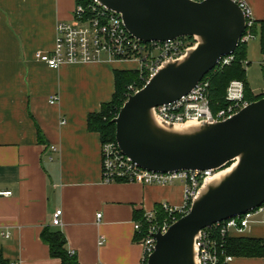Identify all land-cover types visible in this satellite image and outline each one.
Here are the masks:
<instances>
[{
    "label": "crops",
    "instance_id": "1",
    "mask_svg": "<svg viewBox=\"0 0 264 264\" xmlns=\"http://www.w3.org/2000/svg\"><path fill=\"white\" fill-rule=\"evenodd\" d=\"M244 1L259 41L254 51L245 44V62L260 68L264 79V0ZM74 7L75 0H0V191L11 192L0 196L1 264H61L41 240L44 228L64 234L79 264H141L135 215L183 203L180 183L102 181V144L98 133L88 131L87 116L111 100L114 72L138 65L99 62L52 70L36 61V52L52 49L56 24L73 20ZM53 96L57 101L50 104ZM57 209L61 225L52 226ZM230 235L264 241V211L243 233ZM229 264H264V257H233Z\"/></svg>",
    "mask_w": 264,
    "mask_h": 264
},
{
    "label": "water",
    "instance_id": "2",
    "mask_svg": "<svg viewBox=\"0 0 264 264\" xmlns=\"http://www.w3.org/2000/svg\"><path fill=\"white\" fill-rule=\"evenodd\" d=\"M97 2L119 14L140 41H194L128 96L112 123L122 154L144 170H211L216 176L235 166L217 183L211 184V177L203 182L189 212L165 233L154 235L155 246L147 258V264H199L195 241L203 229L264 203V98L223 121L190 125L188 133H182L185 124L160 121L155 108L188 94L218 60L235 51L245 16L232 0Z\"/></svg>",
    "mask_w": 264,
    "mask_h": 264
},
{
    "label": "built area",
    "instance_id": "3",
    "mask_svg": "<svg viewBox=\"0 0 264 264\" xmlns=\"http://www.w3.org/2000/svg\"><path fill=\"white\" fill-rule=\"evenodd\" d=\"M232 1L242 10L246 19V27L239 40V44L245 45L255 39L252 32L254 21L244 0ZM188 41L190 40L187 37H178L164 42L140 41L127 31L119 14L102 6L97 0H75L73 20L56 24L52 49L36 52L35 60L52 70H57L63 65L136 62L139 76L137 83L142 84L143 87L165 61L179 57L187 47L191 46ZM233 60L232 53L222 57L212 71L230 65ZM141 88H138L136 83H132L128 86L126 96L132 95ZM208 89L209 82L203 78L185 96L156 107V117L164 123L176 125L200 121L218 122L232 117L249 104L244 98L243 83L233 80L226 89L225 107L213 112L208 98ZM258 96L264 98V89ZM56 101L57 98L54 96L49 99L50 104H55ZM64 123L65 121L61 122V124ZM52 150L55 151V148L52 147ZM101 156L104 183L120 181L161 186L180 183L184 187L183 203L180 207L162 204L161 208L165 214L162 220L157 219L155 211L145 214L143 222L138 221L133 224L136 232L141 233L144 230L141 264H147V258L155 246L154 235L165 233L170 225L177 221L178 216L182 217L189 212L200 186L214 173L211 170H180L166 173L144 170L123 155L116 142L102 144ZM10 195V191H0V196ZM263 211L264 203L241 216L228 218L203 229L195 241L199 264H229L233 257L224 251L225 239L231 232L243 233L252 217ZM60 217L61 210L57 209L52 215L51 225L60 226ZM100 217L101 215L97 214L96 220ZM1 235L5 238L9 237L8 232H2ZM6 264H20V262L9 261Z\"/></svg>",
    "mask_w": 264,
    "mask_h": 264
},
{
    "label": "trees",
    "instance_id": "4",
    "mask_svg": "<svg viewBox=\"0 0 264 264\" xmlns=\"http://www.w3.org/2000/svg\"><path fill=\"white\" fill-rule=\"evenodd\" d=\"M253 34H256L257 27L254 23L252 27ZM188 40L192 38L187 37ZM264 49V25H261V51ZM234 60L228 66L209 72L204 80H208V98L213 112L225 107V93L229 83L233 80L241 81L244 85V98L248 103L257 101L259 96L255 97L247 85L246 70L244 62L246 61V45L239 44L232 53ZM138 71H115L114 82L115 90L110 101L101 105L100 110L90 113L87 116V129L90 132L98 133L101 144L115 142V125L112 120L117 116L121 106L127 99L128 86L136 83L138 88L142 84L138 82ZM40 136V135H39ZM120 182V181H118ZM157 219L162 220L165 216L161 206H156ZM181 218L177 217V220ZM135 220L143 222L140 213L135 215ZM145 228V224L143 223ZM144 230L139 233L136 240H142ZM41 240L48 246L51 258L58 259L61 264H79L76 255L66 249V238L60 231L44 228L41 232ZM224 251L232 257H264V241L261 239L233 237L228 236L225 239ZM1 264V263H0Z\"/></svg>",
    "mask_w": 264,
    "mask_h": 264
},
{
    "label": "rangeland",
    "instance_id": "5",
    "mask_svg": "<svg viewBox=\"0 0 264 264\" xmlns=\"http://www.w3.org/2000/svg\"><path fill=\"white\" fill-rule=\"evenodd\" d=\"M188 42L190 43V45L194 44L193 40L188 41ZM258 43H259V41L255 38L253 40H250L247 43V47L249 46V48H252L254 51V50H256V47L258 49ZM250 65H251V67H249ZM250 65H248L247 62H245V64H244V68L246 70L247 84L249 86L250 91L254 95H258L263 90L264 79H263L262 73L260 71V68H258L255 64L253 65L252 63Z\"/></svg>",
    "mask_w": 264,
    "mask_h": 264
},
{
    "label": "bare ground",
    "instance_id": "6",
    "mask_svg": "<svg viewBox=\"0 0 264 264\" xmlns=\"http://www.w3.org/2000/svg\"><path fill=\"white\" fill-rule=\"evenodd\" d=\"M197 122H188V123H185V125L184 124H182V125H184L183 126V128H184V131L182 132V133H188V132H191V131H189V129H190V125H193V124H196ZM235 168V166H232L230 169H228V170H226V171H224V172H222L221 174H218V175H216V176H213V178H212V176H211V179H212V183L211 184H214V183H217L220 179H222V177L223 176H225V175H227L232 169H234Z\"/></svg>",
    "mask_w": 264,
    "mask_h": 264
}]
</instances>
